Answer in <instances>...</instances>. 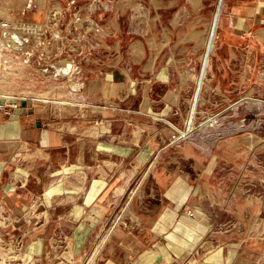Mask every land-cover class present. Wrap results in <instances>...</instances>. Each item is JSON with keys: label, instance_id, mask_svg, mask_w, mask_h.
I'll use <instances>...</instances> for the list:
<instances>
[{"label": "crops", "instance_id": "obj_1", "mask_svg": "<svg viewBox=\"0 0 264 264\" xmlns=\"http://www.w3.org/2000/svg\"><path fill=\"white\" fill-rule=\"evenodd\" d=\"M170 45L136 39L132 70L119 43L99 94L64 105L15 98L11 116L0 112V264H264V234L214 231L199 214L229 225L204 203L217 157L173 141L189 102L169 74L175 54L161 57ZM242 195L246 223L263 226L264 194L248 185Z\"/></svg>", "mask_w": 264, "mask_h": 264}, {"label": "rangeland", "instance_id": "obj_2", "mask_svg": "<svg viewBox=\"0 0 264 264\" xmlns=\"http://www.w3.org/2000/svg\"><path fill=\"white\" fill-rule=\"evenodd\" d=\"M219 1L0 0V97L75 104L88 92H102L117 66L119 43L133 70L129 46L136 39L170 42L161 57L175 54L169 74L189 102L180 133L197 153L217 157L204 203L212 210L209 204L218 205L212 217L229 225L214 227L209 212L199 214L214 231L263 235L264 220L260 227L246 223L242 192L249 185L264 194V0H223L199 103L191 111ZM103 44L109 51H100ZM66 64L69 72L59 73ZM180 167L175 163V170ZM232 201L238 210L220 209Z\"/></svg>", "mask_w": 264, "mask_h": 264}, {"label": "water", "instance_id": "obj_3", "mask_svg": "<svg viewBox=\"0 0 264 264\" xmlns=\"http://www.w3.org/2000/svg\"><path fill=\"white\" fill-rule=\"evenodd\" d=\"M222 3H223V0H220L219 1V5H218V9H217V12H216V16H215V19H214V23H213V28H212L210 40H209L208 45H207L205 58H204L201 74H200V77H199L198 88H197V91L195 93L194 101H193V105H192V116L196 112V109H197V106H198V103H199V99H200V95H201V91H202V88H203V85H204V79H205V77L207 75L208 65H209V62H210V55H211L212 47H213L214 36H215L216 31H217L219 18H220V14H221Z\"/></svg>", "mask_w": 264, "mask_h": 264}, {"label": "built area", "instance_id": "obj_4", "mask_svg": "<svg viewBox=\"0 0 264 264\" xmlns=\"http://www.w3.org/2000/svg\"><path fill=\"white\" fill-rule=\"evenodd\" d=\"M19 108V103L16 101H12V99H6L3 102H0V112H2L5 116H11L13 114V112L15 110H17ZM185 138V134L184 133H180L179 135H174L173 139L174 142H181L182 140H184ZM1 245L2 246H6L5 243H3L1 241ZM7 247V246H6ZM23 248V242L19 241L16 245H15V249L16 250H20ZM0 261L4 262V259L2 257H0ZM9 259H7L6 262H8Z\"/></svg>", "mask_w": 264, "mask_h": 264}, {"label": "bare ground", "instance_id": "obj_5", "mask_svg": "<svg viewBox=\"0 0 264 264\" xmlns=\"http://www.w3.org/2000/svg\"><path fill=\"white\" fill-rule=\"evenodd\" d=\"M191 111H192V110H191ZM191 128H192V127H191V125H190V129H189V131H188V136H190V132L192 131Z\"/></svg>", "mask_w": 264, "mask_h": 264}]
</instances>
